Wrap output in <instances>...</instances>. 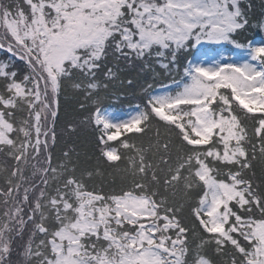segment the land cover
Listing matches in <instances>:
<instances>
[{
    "label": "snow or ice",
    "instance_id": "snow-or-ice-1",
    "mask_svg": "<svg viewBox=\"0 0 264 264\" xmlns=\"http://www.w3.org/2000/svg\"><path fill=\"white\" fill-rule=\"evenodd\" d=\"M0 264H264V0H0Z\"/></svg>",
    "mask_w": 264,
    "mask_h": 264
}]
</instances>
